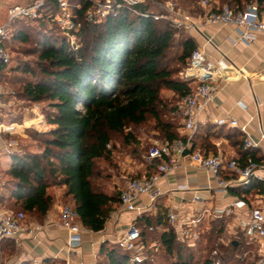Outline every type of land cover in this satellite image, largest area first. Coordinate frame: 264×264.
Returning <instances> with one entry per match:
<instances>
[{
	"label": "trees",
	"instance_id": "obj_1",
	"mask_svg": "<svg viewBox=\"0 0 264 264\" xmlns=\"http://www.w3.org/2000/svg\"><path fill=\"white\" fill-rule=\"evenodd\" d=\"M171 1L191 15L202 13L200 8L197 12L190 10L194 0ZM217 1L234 11L242 10L246 4L253 2L260 9L264 7V0ZM137 9L141 14L146 13L147 17L124 12L116 19L99 24L82 23L76 33L80 44L77 53L71 50L67 39L52 21L56 12L53 0H46V7L39 19L15 20L11 23L8 39L32 43L37 62L36 70L26 65L11 67L9 72L20 76L4 83L15 89L17 87L16 97L25 104H46L47 109L42 113L52 128L44 134L33 133L35 141L42 145L39 154L19 152L10 157L9 165L3 172L2 203L5 207L23 212L29 221L32 219L43 223L54 202L49 189L61 187L64 189L63 196L70 199L68 204L76 211L81 226L93 233H100L110 214L119 206L122 191L108 194L93 184V180L99 177L97 161L110 162L113 159L116 150L113 137L120 136L122 144L127 145L134 136L126 130L152 120L163 137L162 142L186 140L178 132L181 125L163 120L167 104L160 94L165 89L181 100L192 91L194 84L181 80L177 75L186 67L196 47L195 42L170 22L160 24L152 19L147 5H140ZM29 23L37 25L35 34L29 29ZM52 31L56 33L55 36L51 34ZM176 36L180 70H172L164 62ZM3 46L6 48L5 43ZM7 66L0 65L1 77ZM176 109L177 104L168 112ZM198 132L192 139V151L214 155V147L208 142L210 127ZM212 135L232 142L239 151L236 160L239 164L245 165L248 160L258 165L264 163V158L258 156L255 148L244 147L240 132L219 128ZM147 151L143 156L145 162ZM153 173L155 171L144 176L149 177ZM234 194L244 200L250 195L264 194V183L251 179L238 187ZM134 224L140 231L141 241L148 247L153 246L150 248L152 253L157 254L158 250H162L172 256L168 264H228L234 260L232 252L238 249L242 250L241 254H252L251 264H259L256 248L252 250V244L244 238L232 239L227 246L211 244L213 236L224 232V219L209 222L210 252L200 263H195V257L190 252L195 245L175 241L174 231L167 222L163 208L158 209L155 217H138ZM213 251H216L215 256L212 255ZM99 257V264H103V259L105 264H129V253L109 242L101 244ZM152 263L153 259L150 258L139 264ZM42 264L58 262L46 259Z\"/></svg>",
	"mask_w": 264,
	"mask_h": 264
},
{
	"label": "built area",
	"instance_id": "obj_2",
	"mask_svg": "<svg viewBox=\"0 0 264 264\" xmlns=\"http://www.w3.org/2000/svg\"><path fill=\"white\" fill-rule=\"evenodd\" d=\"M53 1L56 5V12L52 16V21L65 36L74 53H77L80 47L76 33L82 23L99 24L108 19H116L124 12L134 16L147 17L146 13L141 14L137 9L147 0ZM194 1L202 10L201 14H188L171 0H166L159 5L167 14L165 17L171 25L178 30H183L189 36L192 33L202 34L203 28L209 26L232 27L236 36V41L229 39L232 44L239 42L250 46L258 36H264V7L260 9L255 2L246 4L242 10L234 11L228 6L220 5L217 0ZM45 7L46 0H33L25 6L7 11L6 20L0 26V65L7 66L11 60L9 51L3 46L4 41L8 39L11 23L15 20L35 21L42 16ZM163 17L152 14L154 20ZM205 42L210 45V38L205 37ZM179 75L181 80L194 84L192 91L179 100L176 109L186 140H175L172 143L154 141L152 143L145 160L149 165H154L157 162L159 164L155 173L149 177L131 178L127 181L119 196V209L122 212L135 213L140 216L143 208L136 202L143 196H147L151 202H155L161 196L157 187L159 180L181 167L180 160L186 151L190 152L187 156L191 166L213 178L216 184L215 193L218 195L225 196L230 186L243 185L251 179L264 181L258 175V172L264 171V164L258 165L248 160L245 165H241L234 159H226L220 153L213 155L205 154L199 150L192 151V139L197 131L200 113L208 104L214 102V96L221 83L244 78V72L226 58L214 59L203 49L195 47L185 69ZM256 104L261 105L257 101ZM10 105V102L6 104L0 97V111ZM24 113L25 118L21 124L0 123V258L3 257L2 246L5 243H11L15 248H19L23 239H34L43 229L42 225L28 221L23 212L7 208L2 203L3 172L7 168H2V157L5 156L10 161L12 155L19 153L18 139L25 136V130L33 129L39 133L50 130L38 104L31 103L24 108ZM213 123L217 127L238 129L246 135L245 148L257 147V144L247 136L246 126L248 124L241 127L238 121L231 116L219 118ZM260 139L264 140V131L262 130H260ZM176 191L186 192L189 189L186 185H182L178 186ZM208 191H210V187ZM197 193L195 192L193 195V203L202 202ZM246 204L243 200H237L218 208H204L197 217H189L184 220H180L176 212L168 208L166 219L174 231L177 243L194 246L199 240L200 226L204 220L234 217L238 220V227L244 240L255 246L256 255L259 257L258 263L264 264V203L251 205L245 216L238 215L237 211L246 207ZM56 210L59 224L66 232L64 264H72L83 244L84 235L93 234V232L81 226L79 217L71 204H60ZM149 230L152 231V228ZM113 244L129 253V264H139L152 257L149 248L153 246L148 247L141 241L140 231L134 222L125 228ZM212 255L215 256L216 251H213ZM39 263L40 261L35 260L30 264Z\"/></svg>",
	"mask_w": 264,
	"mask_h": 264
},
{
	"label": "crops",
	"instance_id": "obj_3",
	"mask_svg": "<svg viewBox=\"0 0 264 264\" xmlns=\"http://www.w3.org/2000/svg\"><path fill=\"white\" fill-rule=\"evenodd\" d=\"M190 37L194 40L196 47L203 49L212 58L224 57L244 72V78L220 84L214 96V102L208 104L199 115L196 133H199L198 131L204 127H210V144L214 147L215 154L220 153L226 159L238 160L239 151L232 143L225 138L212 135L213 132L222 128L217 127L213 122L219 118L231 116L238 121L241 127L248 124L246 126L247 136L253 143L257 144L255 149L258 156L264 158V140L260 139V130L264 131V36H258L250 46H245L239 42L232 44L229 39L236 41L232 27L209 26L203 28L202 34L192 33ZM205 37L210 38V45L206 44ZM6 96V92L0 87V97L5 99ZM256 101L257 103L260 102L261 105L258 106ZM233 130L240 132L238 129ZM241 134L245 140L246 135ZM180 164L179 169L159 180L157 187L161 196L155 202H151L147 196L141 197L136 202L138 206L143 208L140 216L155 217L158 209L163 208L167 211L168 208H171L180 220H184L189 217H197L204 208H218L237 200H243L247 203L246 207L237 211L238 215L245 216L251 205L264 203V194L250 195L247 200L234 194V191L241 186L239 184L230 186L225 196L218 195L215 193L216 184L213 178L191 166L188 156H184L180 160ZM156 167L155 164L151 170L146 168L141 173L136 170H130V172L134 173L135 177L141 178L155 171ZM258 175L264 180V171L258 172ZM262 182L264 183V181ZM182 185H186L189 191H176L178 186ZM209 187L210 191H208ZM195 192H198L197 194L202 200L201 203L192 202ZM53 200L52 207L43 223L30 220L42 225V231L34 239H23L19 248H15L11 243H5L2 246L4 257L11 258V255L14 254L12 258L16 264H30L35 260L42 264V261L46 259L64 264L66 232L59 224V216L56 210L60 203L55 202L54 197ZM111 215L114 216L111 217ZM140 216L135 213L122 212L117 206L110 214L103 231L84 235L83 244L72 264H99L101 244L104 242L113 244L125 228ZM223 219L225 220L224 235L233 237V239L243 238L236 218ZM211 221L215 220H204L202 224Z\"/></svg>",
	"mask_w": 264,
	"mask_h": 264
},
{
	"label": "rangeland",
	"instance_id": "obj_4",
	"mask_svg": "<svg viewBox=\"0 0 264 264\" xmlns=\"http://www.w3.org/2000/svg\"><path fill=\"white\" fill-rule=\"evenodd\" d=\"M22 3L24 0H0V5H10L13 2ZM166 0L157 1H151L147 0L145 1V5L148 6L150 12L155 15H162L163 18L159 19V23L163 24L164 22H169L168 19L165 17L167 15L165 11L162 9V7L159 5L162 2H165ZM31 0H28L25 5L29 4ZM180 7V6H179ZM181 8V7H180ZM199 6L197 3L194 2L193 7L190 8V10H193L195 12L199 11ZM182 9V8H181ZM189 10V9H188ZM186 11V10H185ZM186 13L189 14L188 11ZM6 14L4 13V16L0 20V26L4 24L6 20ZM29 29L35 34L37 31V25L29 23ZM9 33V32H8ZM55 36V32L52 31V33ZM10 35L8 34V38ZM177 39L178 36L175 38V42L172 46V48L168 51L166 58L164 60L165 65L168 66V68L172 70H180V63L178 61L179 57V47H177ZM6 49L10 53L11 61L8 64L5 72L3 73V76H0V87L1 89L6 92V95L9 94V96H6L4 99V102L8 104L11 103L10 107H6L0 111V123L3 124H9V123H17L21 124L24 121L25 113L24 108L28 107L29 105L25 104L23 101L18 99L16 97V91H18V88H12L8 84H5L4 81L11 79L13 77H19L20 75L17 73H11L9 72L11 67H14L16 65L22 66L26 65L32 70H36V62H37V56L34 55L35 47L32 45V43H21L19 41H14L12 39H6L4 41ZM24 63V64H23ZM185 69V68H184ZM183 69V70H184ZM178 78H180V75H177ZM162 98L165 99L167 111L165 112V118L163 119L165 122L175 124V125H181L180 119L176 113V111L168 112L170 109L175 108L177 102L179 99L168 90L163 89L161 91ZM15 97V98H14ZM41 111H45L47 109L46 104L40 105ZM80 111L82 110L81 107L78 108ZM33 129L25 130V136L20 137L18 139V150L20 153H32V154H39L42 150V145L35 141L33 133H35ZM126 132H130L134 139L127 145L122 144V138L120 136H114V142L116 144V150L113 153V159L110 162H103V161H97L96 166L97 170L99 172V177L95 178L93 180V184L99 188L100 191H103L108 194H114L115 192H120L124 186L125 183L131 179L132 177H135L134 173H131L130 170H136L137 172H142L146 168H153L152 165H148L144 159L143 156L145 155L146 151L150 148L152 143L154 141L162 142L163 137L158 129L155 127V123L152 120H149L146 124L140 125V126H130ZM180 136H185L183 134V131L181 129L178 130ZM47 133V132H46ZM44 134V133H41ZM210 142V138L208 139ZM238 140H241L238 138ZM232 143V142H230ZM9 164V159H7L5 156L2 157V168H6ZM64 189L61 187H52L49 189V194L52 195L55 198V202L58 201V203L62 205H66L69 203L70 199L63 196ZM209 223L205 222L203 226L200 229L201 237L193 247V249L190 251L195 257V263L202 262L205 258L209 256L210 252V243L208 242L209 238ZM156 237V236H155ZM155 237H153V240L155 241ZM233 237H227L223 233L220 235L213 236L211 244L214 245H220V246H227L232 240ZM152 246V245H151ZM253 248H255L254 245H252ZM150 249V248H149ZM156 250V248H155ZM152 254L153 263L152 264H168L172 258V256H168L164 251L158 250L157 254L152 253L151 249L149 251ZM242 250L238 249L235 252H232L231 256L233 257V261H231L228 264H251L253 262L252 254L247 252L241 254ZM156 254V255H155ZM185 252L183 251V255ZM14 254L11 255V258L2 257L0 258V264H16L12 258ZM174 257V256H173ZM103 264H105V259L102 260ZM105 262V263H104Z\"/></svg>",
	"mask_w": 264,
	"mask_h": 264
},
{
	"label": "water",
	"instance_id": "obj_5",
	"mask_svg": "<svg viewBox=\"0 0 264 264\" xmlns=\"http://www.w3.org/2000/svg\"><path fill=\"white\" fill-rule=\"evenodd\" d=\"M9 1H13V0H9ZM28 0H24V2L22 3H18V2H13L11 3L9 6L8 5H0V20L1 18L4 16V13H7L8 10H11V9H14L15 7H19V6H25V3L27 2ZM189 151H186L184 153V156H187L189 155Z\"/></svg>",
	"mask_w": 264,
	"mask_h": 264
}]
</instances>
